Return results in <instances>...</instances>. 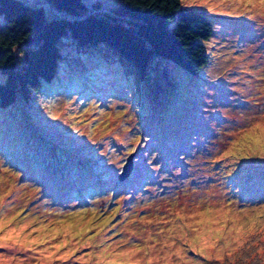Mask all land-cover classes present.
<instances>
[{
  "label": "rangeland",
  "instance_id": "obj_1",
  "mask_svg": "<svg viewBox=\"0 0 264 264\" xmlns=\"http://www.w3.org/2000/svg\"><path fill=\"white\" fill-rule=\"evenodd\" d=\"M181 1L212 24L198 71L65 33L0 105V264H264V0Z\"/></svg>",
  "mask_w": 264,
  "mask_h": 264
},
{
  "label": "trees",
  "instance_id": "obj_2",
  "mask_svg": "<svg viewBox=\"0 0 264 264\" xmlns=\"http://www.w3.org/2000/svg\"><path fill=\"white\" fill-rule=\"evenodd\" d=\"M47 1L57 11L42 3L0 0V71L5 74L0 105L18 94L28 97L53 75L65 33L78 46H107L142 75L159 58L188 72L198 71L209 59L201 40L211 34V20L181 0H119L105 11L84 0Z\"/></svg>",
  "mask_w": 264,
  "mask_h": 264
},
{
  "label": "water",
  "instance_id": "obj_3",
  "mask_svg": "<svg viewBox=\"0 0 264 264\" xmlns=\"http://www.w3.org/2000/svg\"><path fill=\"white\" fill-rule=\"evenodd\" d=\"M131 167H132V160L129 157V161L127 162V164H124L123 169H122L121 173L119 174V176L120 177L125 176L127 173H129Z\"/></svg>",
  "mask_w": 264,
  "mask_h": 264
}]
</instances>
